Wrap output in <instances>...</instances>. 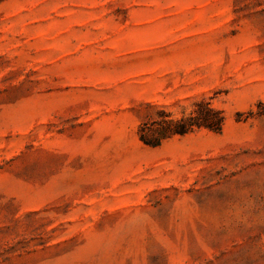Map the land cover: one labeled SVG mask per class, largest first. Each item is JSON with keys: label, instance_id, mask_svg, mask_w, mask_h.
I'll use <instances>...</instances> for the list:
<instances>
[{"label": "rangeland", "instance_id": "374dc122", "mask_svg": "<svg viewBox=\"0 0 264 264\" xmlns=\"http://www.w3.org/2000/svg\"><path fill=\"white\" fill-rule=\"evenodd\" d=\"M0 264H264V0H0Z\"/></svg>", "mask_w": 264, "mask_h": 264}, {"label": "trees", "instance_id": "16d2710c", "mask_svg": "<svg viewBox=\"0 0 264 264\" xmlns=\"http://www.w3.org/2000/svg\"><path fill=\"white\" fill-rule=\"evenodd\" d=\"M166 117H169L166 115ZM224 122L221 111L213 109L208 103L199 102L187 116L178 120L163 119L150 125L143 123L138 131L139 140L146 146L157 147L163 140L173 136H182L193 129L205 128L220 131ZM155 126V128H154Z\"/></svg>", "mask_w": 264, "mask_h": 264}]
</instances>
